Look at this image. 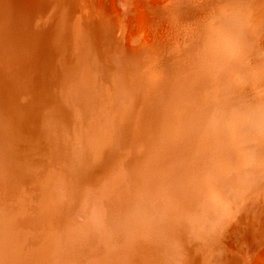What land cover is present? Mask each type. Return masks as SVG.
Wrapping results in <instances>:
<instances>
[{
  "label": "bare ground",
  "instance_id": "obj_1",
  "mask_svg": "<svg viewBox=\"0 0 264 264\" xmlns=\"http://www.w3.org/2000/svg\"><path fill=\"white\" fill-rule=\"evenodd\" d=\"M151 1L157 4L153 5L155 2ZM0 2V63L3 56L0 68L4 75L0 76V181L6 177V181H11L13 176L18 174L14 177L17 185L22 186L21 194L24 198L18 201V207L23 216L25 213L30 217L36 215L37 209L50 210L40 217V223L31 224L29 229H24L20 235V231H11V227H8V230L0 227V264H53L46 243L49 240L51 243L52 237L56 236V227L54 225L51 228L45 219L52 220L61 208L60 201L64 198L61 195L62 190L69 184L71 188L79 184L80 178L76 172L78 168L74 162L78 155L77 149L82 145L81 130L88 138L94 137L92 143L96 145L92 151L93 158L87 165L98 160V166H105V176L93 190L86 191L81 197L80 210L73 211L61 228L63 240L75 245L80 257H74L75 262L71 260L69 263L264 264V227H261V220L264 219V201L259 204L261 198L256 196V192L254 199L246 201L247 206L241 211L245 217L240 221L242 227L238 228L239 231L234 230L235 222L231 218H226L227 223L220 225V201L225 195L222 193V186H225L221 182L223 173H214L208 178L206 174L209 166L202 169L194 166L189 168L198 159L202 161L203 155H206L202 153L199 145L191 146V140L207 127H215L219 122L222 124L236 100L233 98L236 89L226 78L228 70L233 67H226L221 78L217 74L227 62L234 63L235 59L239 61L240 66V60L246 56L245 50L249 51V55L256 52L255 47L264 42L261 41L264 39L263 2L235 0L232 3L235 9L231 11V16L230 12L220 16V13L209 9L215 0ZM143 6L144 9L141 8ZM239 11L245 18L240 19L234 15ZM48 15L49 20H45ZM226 16L227 20L231 17L235 29L229 37L234 48L225 49L220 46L224 28H220V20ZM161 17L176 30L173 41L171 38L167 42L163 41V44L158 42V37L162 36L161 31L166 28L165 24L161 26L159 35L145 31L136 34L131 31L133 26L138 27ZM32 18L41 24L38 28H34L38 25ZM246 19L247 35H252V40L256 39L255 42L244 40L242 37ZM209 21L213 23V29L216 24L217 27L215 33L210 34L213 41L209 56L203 58L201 65L205 62L206 65L209 64V61L216 57L222 61L219 59L216 64L212 62L215 66L213 71L211 68L207 70L206 65L205 68L189 70L187 78L180 83L173 80L177 76L170 75L172 78L169 83L160 86L159 100H162L165 111L177 122L192 117L195 112L212 108L188 122H179L175 126L167 123L170 129L165 128L167 124L162 125L158 120V125L163 130L156 144L154 161L149 158L148 150L134 160L137 164L135 167L126 170L127 163L123 160L113 171L116 163L113 159L120 154V162L129 155L133 129L140 128L146 117L150 116V110L141 115L129 116L133 108L138 106L143 93L133 83H129L128 75H131V79L138 85L143 86L147 82L137 69L139 65L143 67L144 64L151 63V56L156 65H161V60H164L162 58L168 52L180 50L181 55L186 54L185 59L191 60L194 50L185 44L186 37L182 35L187 32V28L183 30L178 24L195 22L199 30L194 36H201ZM47 24L48 30L44 27ZM47 42L52 57L46 63V59H43L34 75ZM158 43L163 46L160 52ZM11 46L13 49L6 63L3 51ZM230 53L232 59L237 54L232 61L228 58ZM21 61H25V75L17 83L15 81L18 78L13 75ZM154 63H151L153 67L156 66ZM164 65L166 62H163ZM125 70L128 72H121ZM157 70L159 72L160 68ZM204 71H208L209 75H202ZM187 82H190L188 87L193 85L189 99L186 98L188 107L182 109L183 94L178 84ZM45 86L53 97V102L47 106L44 102L38 105L40 95L48 93L45 94ZM171 87L173 91H165ZM125 95L130 96L131 102H137L128 111L120 109V100ZM173 96L175 99H172ZM23 98V109H27H24V114L22 108H16ZM59 105L61 112L65 111L68 116L64 117L66 120L59 122L56 134L40 137L31 128H26V122L34 118L35 129L44 131V116ZM161 111L164 119L166 114L163 109ZM19 116L22 129L15 135L17 154L13 155L11 171H7L3 177L6 153L8 146L10 147L11 143L14 145L13 134ZM39 122L41 126L38 125ZM136 134L134 132V136ZM219 141H222L221 137ZM40 142L43 143L42 147L46 148V153L36 157L39 167L36 165L34 168L40 169L39 172L35 169L37 179L31 176L19 179L26 163V154L30 152L29 148L39 147ZM219 160L213 161L216 168ZM261 166L263 168L264 164ZM100 167L96 168V171L94 168L93 171L90 169L88 176L91 182L97 180ZM32 183L38 184L32 188L34 193H30L29 189ZM48 185L53 197L41 198V202H38L40 195H43H38L39 188L44 190ZM35 193L36 196H32ZM260 193L264 197V180ZM79 194L82 196L81 192ZM210 196L211 199L213 197L217 200L216 204L210 201ZM31 197L36 199L32 200L29 208L27 201L31 200ZM45 200L47 202H43ZM4 203L7 205L6 214L13 203L6 198ZM258 214L262 215L260 220L256 217ZM2 216L4 210L0 208V217ZM8 217L12 218V215ZM1 220L0 218V222ZM243 238L246 240L242 241ZM6 240L9 243L7 245ZM27 240L28 244L23 249V242ZM240 245L248 249L245 258L236 254ZM18 249L21 253L14 255Z\"/></svg>",
  "mask_w": 264,
  "mask_h": 264
},
{
  "label": "rangeland",
  "instance_id": "obj_2",
  "mask_svg": "<svg viewBox=\"0 0 264 264\" xmlns=\"http://www.w3.org/2000/svg\"><path fill=\"white\" fill-rule=\"evenodd\" d=\"M16 1L22 2L24 0H16ZM234 1L235 0H215L214 5L209 6V9H213L214 12L220 13V16L230 12V16H231L233 15L231 11L235 9L234 8L235 5L232 6V3ZM260 2L264 3V0H260ZM156 4H157L156 2L153 3V5ZM0 6H1V2H0ZM141 8L144 9V6ZM234 15H236L240 19L245 18L244 15L240 13V11ZM49 17L50 15H48L45 18V20H49ZM227 18L228 16H226L223 20H220V28L224 27L221 35L223 42H220V46H224L225 49L228 47L234 48V45L232 41L229 39V37L235 29V24L231 20V17L228 20ZM31 20L35 21L34 18H32ZM247 23H248V19H246L244 28L242 29L243 31L245 30V33H242V37L244 40L253 41L252 35L251 36L247 35L246 32V29L248 28L246 27L248 25ZM35 24L38 26L34 28H38L39 25H41L38 21H35ZM146 24L138 25V27L133 26L131 28V31H133L136 34L145 31L146 33H150L152 35L155 33L159 35V31H161L160 30L161 26L165 24L166 28H164L163 31H161L162 36L158 37V42L162 44L163 41L167 42L171 40V38H173L174 34L176 33V30L167 23L164 17H161L160 19L152 20L151 22ZM212 24L213 23L210 21L207 22L205 26V31L204 33L201 34V36L198 35L194 36V34L199 30V27L195 22H183L178 24L179 26H182L181 28H183V30L187 28V32H184L182 35L186 37L187 42L185 41V44H188L194 50L191 60L185 59L186 54L181 55L180 50L168 52L162 58L164 60H161V65H156L153 62V58L151 56V63H154L156 66L153 67L151 63H146L143 65V67L142 65H139L137 69V72L142 73L143 78L147 82L143 86L138 85L135 81H133V79H131L130 77L131 75H128L129 83L131 84L133 83L135 87H137L140 91H142L143 97L139 101L138 106L133 108L137 102L136 103H133V101L131 102L130 96L125 95V97L120 100L122 106L120 109L123 110L125 109L128 111L133 108L129 116L141 115L150 110V116L146 117V121L141 125L140 128H136V130L133 129L132 131L133 136H131L130 147H129V155L127 156V158L122 159L120 162L118 158L120 154L117 155V157L113 159V161L116 160L113 171L115 170L116 167H119L121 165L123 160L127 163L126 170L135 167L137 164L134 163V160L140 158V156H143V154L148 150H149V158L151 159V161H154L156 144L159 140V136L161 135V131L163 130V129L161 130L160 126L158 125V120L162 122V125L171 123L173 126H175L179 122H188L200 115L202 116L207 112V110H209V108H212L209 107L203 110L202 112H195V114L192 117L177 122L174 121L171 115L165 111L162 100L161 101L159 100L160 86H162L163 83L165 84L169 83V80L172 78L170 75L173 74L177 76V78L173 80L174 82L180 83L187 78L189 70L196 69L199 67L205 68L206 62L201 65V61H203V58L209 56L210 46L213 41L210 34L215 33L217 27L216 24V27L213 29ZM44 27L47 28L46 30H48L49 24L45 25ZM173 40L174 38L172 39V41ZM255 41L256 39L253 42ZM261 41H264V39H261ZM2 42L3 39L1 38V43ZM17 43L18 41H16L15 45H17ZM48 46L49 45L47 42L42 50L41 57L38 61L34 75L37 73L38 66L41 64L43 59L44 61L46 59L45 61L46 63L52 57L51 55L52 52L49 51ZM12 47L13 46L8 47L3 51L4 57L6 59V63L9 59L8 57L11 55V51L13 49ZM255 48H256V52H251L249 55H248L249 51L245 50L246 56L240 60V66H238L239 61L235 59L237 57L236 54V56L233 57L235 59L234 63L227 62V65L224 68H221L219 73L217 74V76L220 75L221 78L225 74L226 67H233L228 70L227 72L228 76L226 77L228 78V81H230L236 89L233 95V98L236 100L233 103V107L230 110H228L229 115L226 117V119L222 124H220L219 122L215 127L213 126L207 127L206 129L200 131V134L194 140H191V146L196 144L199 145L202 149V153H206V155L205 156L203 155L204 159L202 161H199L198 159L196 163L190 165L189 168L194 166L196 168L199 167V169H202L204 166H209V169L206 174L208 178L209 175L211 174L214 173L219 174L220 172L223 173L221 175V182L225 184V186H222L223 189L222 193L225 195H223L222 201H220V225L222 223H227L225 221L226 218H231V220L235 222V226H234L236 227L234 228L235 231H239L238 228L242 227V223H240V221L244 220L245 215H243L241 211L244 208H246L247 206L246 201L247 200L250 201L254 199L255 192L257 194L256 196H259L261 198L259 204L261 205L264 201V197L260 193V188L264 180V170H262L264 167L262 168L261 166L262 163L264 164V50H263L264 42ZM112 49L114 50V48ZM162 50H163V46L159 44L158 52ZM213 52L214 49H212V54ZM231 56L232 55L230 53L228 57L229 61L234 60L231 58ZM52 59L54 60V57ZM219 59L221 62L222 60L219 57H216V59H214L213 61L210 60L209 64L206 65L207 70L208 68H211L213 71V68L215 67L214 64H216L219 61ZM163 62H166V65L163 66ZM0 64H3V56ZM24 64L25 61H21L16 69V72L13 75V77L18 78L15 81L17 83H19L20 78L25 75V71H23L25 69V66H23ZM159 68L160 71L157 72L158 71L157 69ZM121 72H128V71L125 70ZM198 73L199 71L196 72V74ZM203 74L207 76L209 75V72L204 71L202 75ZM0 76L4 77L2 68H0ZM162 78H164V80H162ZM149 79L151 80L149 81ZM23 82L21 83V85L23 84ZM189 83L190 82H187L186 84L183 83L178 84V87H180V90L182 91L183 94L182 109L188 107L187 102L189 99V95L191 93V87L193 85L191 84V86L188 87ZM146 86L147 88L145 89L144 87ZM165 91H173V89L171 87L165 89ZM28 92H30V90H28ZM46 92H48L47 95L44 96L42 94L40 95V100L37 101L38 105L39 103L44 102L47 106V104L53 102V97L50 95L47 87L45 88V94ZM20 95L21 93L18 94V96ZM172 99H175V96H173ZM21 100H22L21 101L22 104H20L21 102L18 103L17 104L18 106L16 107L17 109L20 108L23 109L24 98ZM24 109L22 110L23 114L25 113V111H27V109H25V111ZM161 109H163L166 114L164 119L162 116ZM61 111L62 108L61 105H59V107L54 109L52 112L49 111L48 114L44 116L45 118L42 120L44 124L43 125L44 131L38 128L35 129L36 124L34 118H30V120L26 122V128L27 127L31 128L40 137L52 133L56 134L58 130L59 122L62 120H66V118L64 119V117H66V115L68 116V114H66L65 111L63 112ZM19 118L20 116L18 117L16 129L13 134L14 145L12 146L11 143L10 147L8 146V151L6 153L7 158L5 157L3 177L5 176L4 174L7 171L9 172L11 171L13 164V155L17 154V149L15 146V139H16L15 135L16 133H20L22 129V125H20L19 123ZM26 119H27V112H26ZM38 125H40V122L38 123ZM12 127L14 128L13 124ZM165 128L170 129L168 127V124ZM134 132L137 133L135 136H134ZM81 133H82V145H79L77 149L78 155L76 157L77 158L76 161L74 162V164L76 163L75 166L78 168L76 169V172L78 173L79 175L78 177L80 178L79 184L78 185L75 184L73 188H71V185L68 183L69 185L66 186L61 192L62 198L63 197L64 198L60 201L61 208H59L58 211L56 212L55 214L56 216H53L52 220L48 218L45 219L47 220L46 221L47 225H51V228L54 225H55L54 227H56L54 228L56 229L55 231L56 233L54 232L56 236L52 237L51 243L50 240L46 243V249L48 250L49 257L53 258V264L55 263L58 264V262L60 264L62 263L71 264L69 263V261L72 260L75 262L74 257L76 259L80 258L75 245L73 244L70 245V242H68L67 240H63L64 239L62 234L63 229L61 230V228L65 223V221L67 222L66 219L68 217L70 218V214L73 213V211L77 212L78 210H80L82 206L81 197H83L86 191L90 192L91 190H93L96 187V185L99 183V181L105 176V171H104L105 169L103 170V167L105 168V166L103 167L98 166L100 165L98 160L90 164L89 166L87 165L89 160L91 161L93 158L92 151L93 148L96 147V145L92 143V141H94L93 139L94 137L88 138L86 134L82 132V130ZM220 137L222 138V141H219ZM42 144L43 143L41 142L38 143L39 147L35 149L29 148L30 152L29 154H26V158H25L26 163L22 168L21 173L19 174V179H27L29 176L37 179V174L35 172L36 171L35 169L37 167L36 168L34 167L36 165L39 167V162H37L36 157L38 155H44V153H46L45 150L46 148H43ZM216 159H220L217 163L218 165L217 168L213 164V161ZM99 167L100 169L97 180H93L95 183L91 182L88 176L89 172H91L90 169L93 171L94 168V171H96ZM210 169L211 172H209ZM39 170L40 169L37 168L38 172ZM102 172H104V174ZM14 176L11 181H6L7 177L5 179L2 178L1 180L2 183L0 184V208L4 210V216L0 217L2 219L0 222V227H4L3 229L5 230L8 227H11L10 228L11 231L14 230H16V232L20 231L18 232V235H20L23 233L24 229L26 228L29 229V226L31 224H36L38 222L40 223V217H42V215L46 211L49 212L50 210H48L49 208H47L46 210L41 211L35 208V210L37 209L36 215L30 217L29 214L25 213V215L23 216L22 212L19 211V207H18V201L20 199L23 200L24 198L22 197L21 194L22 186L17 185ZM38 178L40 179L39 176ZM218 181H220V179ZM46 182L47 181H45V183ZM34 186H38V184H33V183L31 184L29 188L30 193H34L32 189ZM80 192L82 193V196H80L79 194ZM24 193L26 194V191ZM40 193H43V195H40ZM222 193L220 192V194ZM36 194L37 193L33 194L32 196H36ZM38 195L41 196L40 198H38L39 200L37 199L38 202L39 201L41 202L40 200L41 198H48V199L52 198L53 195H52L51 187H49L48 185V187H46L44 190H42V187H40L38 191ZM79 196L81 199L79 198ZM95 196L96 195H94V198ZM5 198L9 199V201L13 203L12 205L13 208L11 207L6 214H5L6 212L5 208L7 207V205L4 203ZM33 199L36 198L31 197V200L27 201L29 204L28 206L29 208L31 206V203L33 202L32 201ZM209 199L211 202L216 204L217 200H214L213 197L211 199L210 196ZM24 200L26 201L27 199ZM43 202H47V200ZM99 205L100 203L97 206L99 207ZM9 215H12V218L8 217ZM58 217H61V219H59ZM88 217L91 218L90 215H88ZM256 217L258 220H260L262 215L258 214V216ZM261 221L263 224L262 223L260 224H262L261 227L263 228L264 219H262ZM244 240L246 239L243 238L242 241ZM1 241H0V245H1ZM23 243H24L23 249H25L26 244H28V240L24 241ZM7 244L9 243L6 240L5 245ZM13 244L14 243H12V245ZM247 250L248 249L245 246L240 245L236 251V254L241 258H245ZM16 253L19 254L21 252L18 249L14 252V255ZM17 260L19 261V259Z\"/></svg>",
  "mask_w": 264,
  "mask_h": 264
}]
</instances>
